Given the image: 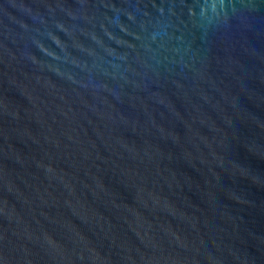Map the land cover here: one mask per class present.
Masks as SVG:
<instances>
[{"label":"water","instance_id":"1","mask_svg":"<svg viewBox=\"0 0 264 264\" xmlns=\"http://www.w3.org/2000/svg\"><path fill=\"white\" fill-rule=\"evenodd\" d=\"M0 264H264V0H0Z\"/></svg>","mask_w":264,"mask_h":264}]
</instances>
